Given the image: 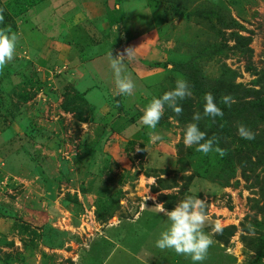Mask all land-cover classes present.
<instances>
[{"label": "rangeland", "instance_id": "obj_1", "mask_svg": "<svg viewBox=\"0 0 264 264\" xmlns=\"http://www.w3.org/2000/svg\"><path fill=\"white\" fill-rule=\"evenodd\" d=\"M117 1L1 0L18 42L0 69V264H193L154 246L166 227L154 207L168 193H178L176 203L187 195L205 201L204 231L213 243L200 264H254L249 241L264 232V165L246 173L238 167L227 187L190 181L185 125L166 108L154 130L140 117L181 78L168 70L171 61L210 42L227 41L229 48L201 60L204 72L218 76L227 63L238 82L252 87L264 69V0H123L115 8ZM201 7L225 8L238 19L243 28L235 31L251 38L252 53L234 48L233 30L218 32L216 18L217 28L208 29L207 21L188 16ZM129 47L137 48L127 63L136 88L126 96L116 87L109 53ZM153 60L161 68L144 64ZM3 104L25 117L12 120ZM152 135L161 141L151 143ZM150 153L164 158L158 166ZM217 221L237 227L228 242L212 232Z\"/></svg>", "mask_w": 264, "mask_h": 264}, {"label": "trees", "instance_id": "obj_2", "mask_svg": "<svg viewBox=\"0 0 264 264\" xmlns=\"http://www.w3.org/2000/svg\"><path fill=\"white\" fill-rule=\"evenodd\" d=\"M118 4L122 6L124 1L118 0L114 7L116 8ZM151 4H153V2ZM2 10L3 9H0V14L3 15L4 22L0 27L9 25L7 20L8 15L6 13L4 14ZM191 15L197 16L199 22L205 23V21H207L204 25L208 29L217 28V25L213 23L214 18H216L220 26L218 32L221 31V29L233 30L232 32H234L233 36L235 40V45H233L234 48L252 53L250 47L251 38L243 36L239 31H235V29L243 28V25L229 13V11H226L225 8H220V10H208L202 7L195 8L188 13L189 17ZM226 48H229L227 41L223 43L216 41L210 42L207 46L205 45L203 47L202 45L201 48H197L196 52L172 60V71L177 72L181 78L189 82L192 94L197 100L194 102L193 98L188 97L178 101V105L182 108L180 114H177L172 108L166 106V110L169 111V114H174V116L185 125V129L189 123L194 122V113L199 112L203 117L198 122L200 129L207 133V138L215 137V146L221 148L225 153L221 156L219 153L213 151L205 155L197 152L195 146L188 148V155L193 168V172L188 176V179L190 181H193L197 177L200 179H210L225 187L229 186L230 182L237 177L238 167L242 169L243 173H246L247 169L252 164L264 165V88L262 87L264 85V69L258 77L254 79L252 87H247L244 83L237 81L239 76L238 71L227 63H223L218 76L206 74L200 65L201 60L221 55L225 52ZM200 49H202V51H200ZM144 64H146L148 68H161L159 65L163 63H161L160 60H153L152 64ZM165 67H167V64ZM5 69L8 73L14 72L20 74L24 80L30 81L28 74L23 72L22 69L15 70L9 66L5 67ZM169 83L173 89L176 80H171ZM256 86H260V88L257 89ZM165 92H168L167 88H163L162 92H160L157 97L163 95ZM209 92L213 94L218 106L223 110V117H216L213 120L211 117L203 116L205 104L204 97ZM224 96H230L234 102H232L230 106L225 105L222 102ZM77 97L83 98V94L77 92ZM246 98L251 99L246 100ZM74 100L76 101V98L71 97L68 99L69 102H74ZM3 105L9 108L7 104ZM65 108L68 109L69 105L65 104ZM7 111L14 121L21 122L25 117L22 110L12 111V109L10 110L9 108ZM133 121H135V119H133ZM240 124L245 125L255 133L254 140L242 139L239 136L237 129ZM34 130L35 129L29 124L25 125V131L27 133L28 131L34 133ZM110 131L112 130L106 129V134L110 133ZM16 139L18 138L16 137ZM167 188L168 187H165V189ZM159 199L164 207L170 210L178 200V193L163 194L159 196ZM97 214L99 219L102 220L100 209L97 210ZM142 222H144V220ZM146 223L147 222H145V224ZM156 226L157 225L154 224V229L150 231L154 232L157 228ZM222 228V233H217L216 238L222 242H228V239L235 235L237 227L231 225ZM257 234V237L249 241L252 250L256 254L254 264H259L264 260V232H257ZM243 237L246 238L245 236Z\"/></svg>", "mask_w": 264, "mask_h": 264}, {"label": "clouds", "instance_id": "obj_3", "mask_svg": "<svg viewBox=\"0 0 264 264\" xmlns=\"http://www.w3.org/2000/svg\"><path fill=\"white\" fill-rule=\"evenodd\" d=\"M4 22V17L0 14V25ZM18 35L12 31L10 26L0 27V69L11 61L14 57ZM136 49L131 47L126 48L124 52L113 57L112 51L110 56V67L113 71L114 81L119 94L131 96L136 88V84L127 71V63L132 62L136 58ZM168 70H173V65L168 66ZM192 95V89L189 82L183 78H177L175 87L168 92H165L159 97H154L147 104L143 115L140 117V124L148 129H156L162 116L165 113V108H172L177 114L182 112V108L178 105V101L184 100ZM204 117H211L213 120L216 117H223L224 112L218 106L216 98L212 93H207L204 97ZM222 102L225 105H231L232 98L224 96ZM203 117L199 112L194 113L193 123H189L183 133V143L185 147L191 148L195 146L197 152L205 155L210 152H217L221 156L225 153L216 145L215 137L207 138V133L199 127V121ZM238 134L242 139L254 140L255 133L245 125H238ZM159 135H152L151 143L161 141ZM150 157L156 166L158 158L150 153ZM153 200L156 197H151ZM158 213H163L166 217V227L159 233L155 240V247L160 250H173L177 255L190 257L193 264H200L208 255L209 248L213 240L211 234L204 231L207 223V215L205 211V201L194 195H187L182 200L177 202L170 210L165 208L163 203H157L154 207ZM223 228L219 221L212 226L213 233H222Z\"/></svg>", "mask_w": 264, "mask_h": 264}]
</instances>
